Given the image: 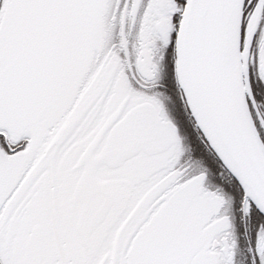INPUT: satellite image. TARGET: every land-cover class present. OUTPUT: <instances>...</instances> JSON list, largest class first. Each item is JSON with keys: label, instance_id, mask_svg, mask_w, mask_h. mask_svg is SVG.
<instances>
[{"label": "snow or ice", "instance_id": "obj_1", "mask_svg": "<svg viewBox=\"0 0 264 264\" xmlns=\"http://www.w3.org/2000/svg\"><path fill=\"white\" fill-rule=\"evenodd\" d=\"M0 264H264V0H0Z\"/></svg>", "mask_w": 264, "mask_h": 264}]
</instances>
